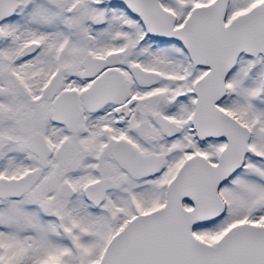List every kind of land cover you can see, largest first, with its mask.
Returning a JSON list of instances; mask_svg holds the SVG:
<instances>
[{
	"label": "snow or ice",
	"instance_id": "6c2138e0",
	"mask_svg": "<svg viewBox=\"0 0 264 264\" xmlns=\"http://www.w3.org/2000/svg\"><path fill=\"white\" fill-rule=\"evenodd\" d=\"M0 264H264V0H0Z\"/></svg>",
	"mask_w": 264,
	"mask_h": 264
}]
</instances>
